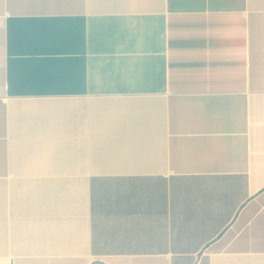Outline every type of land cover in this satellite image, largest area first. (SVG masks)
Here are the masks:
<instances>
[{"label": "crops", "instance_id": "0c3cea01", "mask_svg": "<svg viewBox=\"0 0 264 264\" xmlns=\"http://www.w3.org/2000/svg\"><path fill=\"white\" fill-rule=\"evenodd\" d=\"M0 264H264V0H0Z\"/></svg>", "mask_w": 264, "mask_h": 264}]
</instances>
